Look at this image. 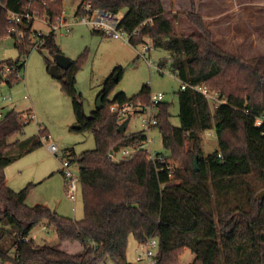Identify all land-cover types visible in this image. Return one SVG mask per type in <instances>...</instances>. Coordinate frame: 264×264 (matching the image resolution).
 <instances>
[{"label": "trees", "instance_id": "1", "mask_svg": "<svg viewBox=\"0 0 264 264\" xmlns=\"http://www.w3.org/2000/svg\"><path fill=\"white\" fill-rule=\"evenodd\" d=\"M63 1L0 0V40L14 37L20 52L16 60L0 61V84L11 87L20 81L14 73L4 78L2 70L14 65L24 68L23 54L30 47L27 36L32 21L18 23V30L20 27L25 34L20 40L22 34L8 31L12 27L9 13H24L31 2V9H38L54 23L62 16ZM86 1L94 8L124 12L119 26L128 32L140 30L131 39L132 45L150 37L155 48L168 53L177 78L194 86H208L227 102L212 110L199 90L180 88L179 126L171 122L169 104H159L157 127L164 148L170 151L165 161L150 160L145 148L130 159L118 160L110 153L131 144L142 145L148 136L145 130L119 132L120 122L110 105L137 99L148 103L151 87L144 84L133 96L120 91L109 100L116 84L113 76H122L123 69L118 66L104 82L100 93L103 107L87 115L77 88L81 63L73 61L68 70H61V86L72 100L80 130L92 131L96 142L95 148L79 155L66 153L79 166L85 217L78 220L44 204L29 205L32 183L19 191L7 185L6 167L42 144L35 137L10 141L23 134L28 123L21 121L24 113L9 110L0 119V241L10 234L13 252L0 246V255L14 264H102L106 260L131 264L127 257L130 237L142 242L156 235L160 239L159 264H178L186 249L195 254L190 264H264V199L259 198L264 188L257 187L258 182L264 184V126L255 123V116L264 112V54L245 58L224 50L195 13L187 17L201 34L176 33L162 0ZM39 37L54 55L62 53L55 31ZM47 62L50 68L53 63ZM208 129L215 130L218 149L205 156L201 132ZM38 136L48 137L41 127ZM170 159L179 161L181 167L174 169ZM42 223L53 227L61 241L80 243L82 250L70 253L36 245L30 234Z\"/></svg>", "mask_w": 264, "mask_h": 264}, {"label": "rangeland", "instance_id": "2", "mask_svg": "<svg viewBox=\"0 0 264 264\" xmlns=\"http://www.w3.org/2000/svg\"><path fill=\"white\" fill-rule=\"evenodd\" d=\"M80 1H63V13L60 17L62 21L63 19H66L67 23L74 21ZM162 1L166 11L171 13L170 21L176 33L201 34L198 27L187 17V14L195 13L204 19L214 40L224 50L229 52L227 45L221 42L220 35L222 28L229 26L224 33L229 35L236 33L230 53H240L245 58L264 54V0H194L193 3L192 0ZM31 2L25 8V13H30L27 19L32 21V28L27 36L30 47L27 48L28 52L23 54L25 62L22 69L23 76L11 87L5 82L0 84V113L6 114L12 109L22 113L32 111L35 119L24 126L23 134L13 136L10 141L22 137H35L34 139L41 140L42 144L6 167L7 181L10 187L18 191L28 184H34L28 203L32 205L41 203L57 210L59 214L82 220L85 217V204L79 166L77 163L71 165L74 175L78 178L75 204L67 196L61 170L63 161L67 159L66 153L72 155L75 152L79 155L85 150L95 148L96 142L92 131L75 128L78 123L72 100L63 91L60 79L55 78L48 67V60L54 63V54L40 43V37L37 36V32L47 35L52 27L40 18H46V14L43 16L38 9L30 8ZM35 14L40 17L36 18ZM58 19L57 25L60 24ZM16 34H22L20 40H23L25 34L20 27ZM55 34L62 54L72 59V62L81 63L77 73V88L83 95L84 110L87 115L97 110L105 80L116 67L121 66L122 76L118 81L114 78L118 73L113 76L116 84L108 96L109 100H113L120 91L133 96L144 84H149L151 96L164 94L163 102L169 104L172 124L180 125L177 92L181 88V80L171 69L168 53L164 49L155 48L150 37L146 36L144 40L151 49L144 50L143 43L132 45L127 40L116 39L95 31L87 24H74L69 32L66 31L65 26H61L55 30ZM19 56L20 52L14 37L7 36L0 40V61L16 60ZM162 63L165 65L159 70L158 66ZM3 96H11V98L3 100ZM210 107L214 110L212 106ZM40 127L47 132V138L40 139L38 136ZM140 130H145L150 139L147 149L165 155L170 154V151L163 146L162 134L157 126L145 129L138 116L132 117L127 132L134 133ZM50 144L57 146V153L50 151ZM201 149L205 156L218 149V138L214 129L201 132ZM170 160L174 169L181 167L179 161ZM253 180L257 181V177L254 176ZM257 187L261 190L264 184L258 182ZM30 237L36 245H50L72 253L74 252L72 250H76L75 253L82 250L78 242L61 241L55 229L47 224L37 226ZM12 244L13 237L6 233L0 241V246L11 250L12 254ZM137 246V240L133 236L130 237L127 257L131 264L137 261ZM194 258L195 254L190 249H186L178 264H190ZM102 264L113 263L106 260Z\"/></svg>", "mask_w": 264, "mask_h": 264}, {"label": "built area", "instance_id": "3", "mask_svg": "<svg viewBox=\"0 0 264 264\" xmlns=\"http://www.w3.org/2000/svg\"><path fill=\"white\" fill-rule=\"evenodd\" d=\"M75 14V19L71 23H67L66 19L59 18L60 24L51 23L48 17H40L35 14L36 18L40 17L45 23L51 25V30L55 31L57 28L61 26H65L66 31L69 32L71 30V26L74 24H87L90 25L95 31L101 32L102 34L113 37L116 39H124L128 42H131V39L140 34L139 29H135L132 32H128L125 29L119 26L120 20L122 17L119 14H115L100 8H94L91 2L86 0H81ZM30 13H9V22L12 24V27L8 30L10 33H16L18 31L17 25L18 23L23 22L24 20L29 21L27 19L30 17ZM146 24V23H143ZM37 32V36H40ZM144 50H148L147 46H144ZM159 70L161 67L158 66ZM22 69L17 65L14 66H5L2 70L3 77L7 78L10 74H16L17 77L22 78ZM187 87H192L194 89L199 90L209 101L210 105L216 109L219 105L226 103V98L220 96V94L209 88L208 86H194L188 82L181 80V88L186 89ZM11 96H3V100L10 99ZM164 101V94H157L155 96H151L150 101L148 103H144L141 99L137 100H129L124 103L120 102H112L110 105L111 111L117 116L120 123H122L125 119H131L134 116H138L142 126L145 129H150L152 127H156L159 123V112L160 107L159 104ZM247 114H250L248 109L245 110ZM4 113H0V118L4 117ZM35 119V115L32 114V111L24 112L21 121L23 123H29L31 120ZM255 123L257 126H264V112L260 115L255 116ZM150 143L149 137L143 142L142 145L139 144H131L125 147H122L116 154L114 152L110 153L115 159H130L137 153L140 149L146 148L147 144ZM49 149L53 153H57L58 148L55 144H50ZM148 150V158L153 161H165V154L153 152L151 149ZM172 163V162H171ZM72 162L67 157L63 161V175L66 179V189L67 196L75 201L77 199L78 194V178L74 175L71 169ZM169 169H172V165H168ZM159 251H160V239L158 236L153 235L149 237L147 240L138 242V246L136 248L137 261L135 264H159ZM0 264H14L10 258H4L0 255Z\"/></svg>", "mask_w": 264, "mask_h": 264}, {"label": "water", "instance_id": "4", "mask_svg": "<svg viewBox=\"0 0 264 264\" xmlns=\"http://www.w3.org/2000/svg\"><path fill=\"white\" fill-rule=\"evenodd\" d=\"M72 65V59H70L69 57H67L66 55L62 54V53H56L54 55V63L52 64V66L50 67V73L57 79H61L62 78V72L61 70H68L70 68V66ZM116 81H118V75L117 77H114ZM103 107V96L99 97V101H98V107L97 109H100ZM129 123V119H125L122 123H120L119 125V132L121 133H125L127 126ZM76 129H81V125L77 124L75 126ZM198 156H195V160H194V165H195V169L198 170ZM259 198L264 199V189L259 193Z\"/></svg>", "mask_w": 264, "mask_h": 264}, {"label": "crops", "instance_id": "5", "mask_svg": "<svg viewBox=\"0 0 264 264\" xmlns=\"http://www.w3.org/2000/svg\"><path fill=\"white\" fill-rule=\"evenodd\" d=\"M163 2V1H162ZM164 5V4H163ZM165 8V7H164ZM166 10V9H165ZM123 14H124V12H122V13H120L119 14V16L120 17H122L123 16ZM220 27H221V24H220ZM227 28H229V26H226V28H222V31H221V34L222 35H220V40H221V42H223L225 45H227V50H229V52H230V50H231V43L234 41V39H233V37L235 38V36H236V33H232L231 35H229V34H225L224 32H225V29H227ZM235 31V30H234ZM241 33V32H240ZM234 35V36H233ZM256 39H258L257 38V35H256ZM229 41V42H228ZM143 44H144V46H147L148 47V44H147V42H146V40H144V42H143ZM151 48L150 47H148V50H150ZM226 50V49H225ZM231 53H233V52H231ZM234 54H237V53H234ZM261 55H263V54H261ZM255 56H258V55H255ZM252 57H254V56H252ZM251 58V57H250ZM118 80H119V76H118ZM124 92V91H123ZM126 93V92H125ZM127 94V93H126ZM128 95V94H127ZM15 110V109H14ZM19 112H21V111H19ZM130 120L131 119H129V123H128V126H127V129H126V132L125 133H127V134H132V133H128L127 132V130H128V128H129V125H130ZM140 131H142V130H140ZM140 131H136V132H134V133H137V132H140ZM23 136V135H22ZM148 136V135H147ZM27 138V137H26ZM19 139H25V137H22V138H19ZM34 151V150H33ZM19 159V158H18ZM17 159V160H18ZM61 172H62V170H61ZM62 174H63V172H62ZM63 177H64V175H63ZM64 182H65V184H66V179H65V177H64ZM6 183H7V185L8 186H10L9 185V183H8V181H7V176H6ZM12 188V187H11ZM15 190V189H14ZM71 200V199H70ZM74 204L77 202V199L75 200V201H73V200H71ZM29 205H31L32 206V204H30V203H28ZM37 204H41V203H37ZM33 205H36V204H33ZM54 210V209H53ZM55 211H57V210H55ZM58 212V211H57ZM59 213V212H58ZM63 215V214H62ZM66 216V215H65ZM67 217H70V216H67ZM72 218V217H71ZM43 224V226H46V223H42ZM31 238V237H30ZM32 239V238H31ZM71 246V245H70ZM78 250V249H77ZM72 251H74L73 253H75V251L76 250H72ZM68 252V251H67ZM70 253H72V252H70Z\"/></svg>", "mask_w": 264, "mask_h": 264}]
</instances>
